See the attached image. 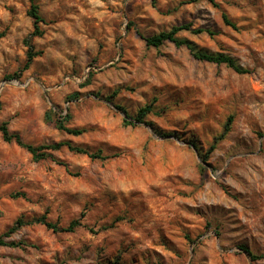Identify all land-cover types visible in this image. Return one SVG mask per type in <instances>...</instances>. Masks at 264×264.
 Returning <instances> with one entry per match:
<instances>
[{
    "label": "rangeland",
    "instance_id": "rangeland-1",
    "mask_svg": "<svg viewBox=\"0 0 264 264\" xmlns=\"http://www.w3.org/2000/svg\"><path fill=\"white\" fill-rule=\"evenodd\" d=\"M31 2L0 0V126L106 159L64 147L49 151L64 165L35 161L0 132V237L21 217L82 222L20 228L6 240L27 246L0 247V264H264L240 249L264 256V0H36L41 36ZM182 24L214 33L180 32L195 52L251 73L147 45ZM27 40L42 54L22 72Z\"/></svg>",
    "mask_w": 264,
    "mask_h": 264
},
{
    "label": "trees",
    "instance_id": "trees-1",
    "mask_svg": "<svg viewBox=\"0 0 264 264\" xmlns=\"http://www.w3.org/2000/svg\"><path fill=\"white\" fill-rule=\"evenodd\" d=\"M29 16L32 18L33 24H34V32L32 35L33 36H41L43 34V32L40 29V23L43 22V18L40 14L39 5L36 3V0H32V2H31V7L29 10ZM222 18H223V22L227 26H229L235 30L238 29L237 25L229 19L228 15L226 13L222 14ZM183 31L192 32L194 34L208 33L209 35H214V33H212L211 31H208L205 29H200V28H193V26L191 24H182V25L174 26L169 31H164V32H161L157 35L146 38L145 41H146L148 46H151L154 48H159L165 42L169 41V42L174 43L177 47H186L187 49H189L192 52L193 57L199 61L215 63L218 65L225 64L228 68L233 69L235 72H237L239 74L251 73L250 70L244 69V68L238 66L232 58L225 56L223 54L210 55V54H206V53L195 52L191 43L178 38V34L180 32H183ZM26 43L29 46V51L27 53V63L24 66V68L22 69V72L28 70L30 67V64L33 62V60L37 56L42 54V52H35L28 40L26 41ZM20 76H21V72L11 76L10 79H14V78L19 79ZM73 97H76V96L73 95L71 98H73ZM151 111H152L151 106H146L144 108H141L138 111V113L135 117V120L137 122H146L145 119ZM52 113L53 114H49V113L47 114V119L48 120H54L57 129L64 131V132L71 134V135H76V136L81 135L83 133V130L72 129L66 125V122L68 119H70V116H66L65 118H62V119H58V118L53 119L54 117H52V116H55V113L54 112H52ZM125 124L126 125H133V123L128 121V120H125ZM232 124H233V118L230 117L225 124L223 133L215 139V143L211 146V150H214L216 148L217 143L220 140H222L228 134V132L231 130ZM154 128H155L156 133L159 136H164V137L168 136V133L163 132L162 130H160L156 127H154ZM0 132H1L2 137H3L5 142H7V143L15 142L20 147L26 149L33 156V159L35 161H39V160H42V159L49 157V158H52L58 164L64 165V163L62 161L56 159L52 154L49 153V151H57V150H60L64 147H66L68 150H70L74 153L87 155L92 160H105L106 159V157H104L101 152L93 153L86 148L75 146L71 142H59V143H53V144H43V145H39V146L27 144L23 141L22 137L19 134H14V133L10 132L7 123H3L0 126ZM16 196H19V194H17ZM81 217L83 218L84 214H82ZM32 225H43L47 229L52 230L55 233H61V232H74L76 230V228L82 226V222L80 219L74 220L70 223V225L68 227L62 228L55 223L47 221L46 217H44V216L34 218L32 220H27L24 217H21L16 221V223L5 234H3L0 237V247H2V246H6V247L27 246V243H25V242L7 241L6 239L9 238L13 233H15L20 228H22L24 226H32ZM240 249L242 251H244L252 260H259V259L264 258L263 255H254L245 246H241Z\"/></svg>",
    "mask_w": 264,
    "mask_h": 264
}]
</instances>
